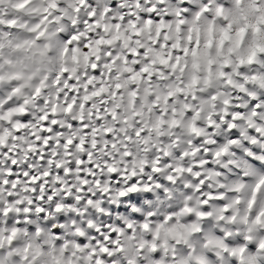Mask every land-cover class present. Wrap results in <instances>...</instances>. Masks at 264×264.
Instances as JSON below:
<instances>
[{"label": "snow or ice", "instance_id": "obj_1", "mask_svg": "<svg viewBox=\"0 0 264 264\" xmlns=\"http://www.w3.org/2000/svg\"><path fill=\"white\" fill-rule=\"evenodd\" d=\"M0 264H264V0H0Z\"/></svg>", "mask_w": 264, "mask_h": 264}]
</instances>
